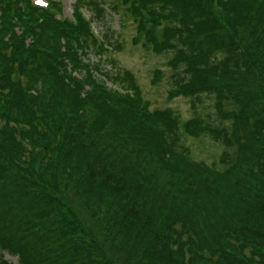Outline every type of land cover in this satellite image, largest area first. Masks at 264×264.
Wrapping results in <instances>:
<instances>
[{
	"label": "trees",
	"instance_id": "16d2710c",
	"mask_svg": "<svg viewBox=\"0 0 264 264\" xmlns=\"http://www.w3.org/2000/svg\"><path fill=\"white\" fill-rule=\"evenodd\" d=\"M47 1L0 0V264H264V0H116L185 122L102 70L96 0Z\"/></svg>",
	"mask_w": 264,
	"mask_h": 264
},
{
	"label": "rangeland",
	"instance_id": "374dc122",
	"mask_svg": "<svg viewBox=\"0 0 264 264\" xmlns=\"http://www.w3.org/2000/svg\"><path fill=\"white\" fill-rule=\"evenodd\" d=\"M76 0H57L61 8V16L70 18ZM103 8L104 13L99 18L93 17V12L83 6L81 12L86 20L90 21L91 30L95 36L104 41L103 34L115 32L114 48L108 51L110 58L101 65L102 70H109L113 66L117 70L128 71L135 78L141 91L142 98L148 103L149 109H170L181 122L192 116L188 101L182 97L169 98L168 92L172 88L170 76L172 74L168 61L171 53L154 54L136 41V20L116 0H96ZM113 8V9H112ZM112 9V10H110ZM157 75V76H156ZM207 112L212 113L207 100H204ZM213 114V113H212ZM191 158L207 165L218 162L222 148L212 142L199 143L192 139L186 141ZM5 260L15 264V259L5 256Z\"/></svg>",
	"mask_w": 264,
	"mask_h": 264
},
{
	"label": "snow or ice",
	"instance_id": "6c2138e0",
	"mask_svg": "<svg viewBox=\"0 0 264 264\" xmlns=\"http://www.w3.org/2000/svg\"><path fill=\"white\" fill-rule=\"evenodd\" d=\"M36 3L37 4H42L43 3V0H36Z\"/></svg>",
	"mask_w": 264,
	"mask_h": 264
}]
</instances>
